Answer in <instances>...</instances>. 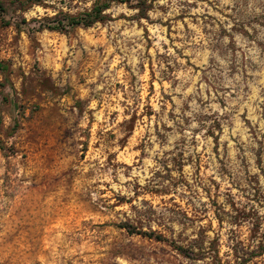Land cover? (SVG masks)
Here are the masks:
<instances>
[{
  "label": "rangeland",
  "instance_id": "374dc122",
  "mask_svg": "<svg viewBox=\"0 0 264 264\" xmlns=\"http://www.w3.org/2000/svg\"><path fill=\"white\" fill-rule=\"evenodd\" d=\"M104 1L0 25V264H264V0Z\"/></svg>",
  "mask_w": 264,
  "mask_h": 264
},
{
  "label": "trees",
  "instance_id": "16d2710c",
  "mask_svg": "<svg viewBox=\"0 0 264 264\" xmlns=\"http://www.w3.org/2000/svg\"><path fill=\"white\" fill-rule=\"evenodd\" d=\"M46 0H0V25H9L10 19H7V13L10 8L14 7L16 9H20L22 11H25L29 9L30 7L36 5V4H44ZM133 0H106L104 2H96L92 6L91 9H87L84 12L78 13V14H70L66 13L65 20L66 24L69 26H77V25H83V26H91L97 21H103L106 19V13L105 11L111 7L113 2H126L130 3ZM63 24V21H57L56 23H53L52 20H47L45 23H41L40 27H47L51 29H63L61 25ZM3 66V63L0 62V67ZM0 147L2 149H5L6 146L0 139ZM123 227L130 229V225L124 224Z\"/></svg>",
  "mask_w": 264,
  "mask_h": 264
}]
</instances>
